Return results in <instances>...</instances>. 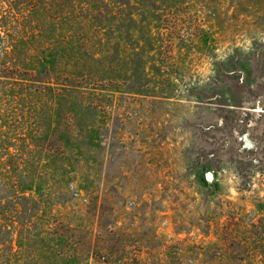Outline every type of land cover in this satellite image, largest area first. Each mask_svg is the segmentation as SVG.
Listing matches in <instances>:
<instances>
[{
  "label": "rangeland",
  "instance_id": "374dc122",
  "mask_svg": "<svg viewBox=\"0 0 264 264\" xmlns=\"http://www.w3.org/2000/svg\"><path fill=\"white\" fill-rule=\"evenodd\" d=\"M129 3L0 0V264H264V0Z\"/></svg>",
  "mask_w": 264,
  "mask_h": 264
},
{
  "label": "trees",
  "instance_id": "16d2710c",
  "mask_svg": "<svg viewBox=\"0 0 264 264\" xmlns=\"http://www.w3.org/2000/svg\"><path fill=\"white\" fill-rule=\"evenodd\" d=\"M109 4L103 6V11L97 12L94 14V17H103L107 22L108 25L111 26V21L116 19L117 16H128V24L126 25V19L124 17L117 20V22H112V28L115 27L117 30L120 31L119 38L121 35H123L124 39H130L129 32L133 29V26H136V21L131 17L132 11H134L135 7L129 3V0H108ZM146 1V0H143ZM101 22L98 19V23ZM117 23L116 25H114ZM112 49L114 52L106 57H111L113 55H119V43H116ZM132 59L131 62L133 63L135 60L138 62L141 54L139 52H133L131 55ZM24 93L20 94V97L23 96ZM8 170V169H7ZM16 169L12 165H9V171H6L4 175H7V177H16ZM19 173V171H18ZM14 198L17 200L15 201H8L12 205L9 212L13 214L14 218H17L19 222L23 220L24 218H30L33 216V212H37L39 209V203L33 199L32 197H25V196H18L14 194ZM18 206L20 208H18ZM18 208V209H17ZM26 212L29 213V215H26ZM14 229L11 230H5L2 229L0 226V239L4 237L5 234L9 235L11 237V234L13 233Z\"/></svg>",
  "mask_w": 264,
  "mask_h": 264
},
{
  "label": "water",
  "instance_id": "95a60500",
  "mask_svg": "<svg viewBox=\"0 0 264 264\" xmlns=\"http://www.w3.org/2000/svg\"><path fill=\"white\" fill-rule=\"evenodd\" d=\"M204 178L207 182H212V174L210 172H207L205 175H204Z\"/></svg>",
  "mask_w": 264,
  "mask_h": 264
}]
</instances>
